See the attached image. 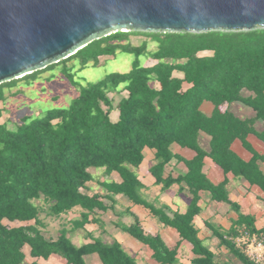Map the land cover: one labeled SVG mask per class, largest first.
<instances>
[{
  "label": "trees",
  "instance_id": "trees-1",
  "mask_svg": "<svg viewBox=\"0 0 264 264\" xmlns=\"http://www.w3.org/2000/svg\"><path fill=\"white\" fill-rule=\"evenodd\" d=\"M134 34L150 37L158 48L149 50L147 41L133 44L130 38ZM120 51L136 56L130 71L113 72L87 85L75 80L86 67L99 65L102 57L112 58ZM144 54L154 63L142 65L140 57ZM58 66L81 86L68 107L52 109L37 118L25 116L16 129L0 122V264H26V245L32 258L48 259L58 254L67 259V264H87L85 256L97 252L104 264H136L118 241L96 239L77 246L65 230L58 239L44 232L43 213L59 217L81 206L86 210L80 222L84 227L91 213L110 207L99 194L90 196L84 191L94 179L92 169L98 168L122 177L121 182L104 183L110 195L107 198L114 201L122 194L145 204L194 245V253L200 256L194 259L196 264H215V254L200 239L194 225L201 210L200 191H210L213 199L229 202L239 211L240 207L230 200L227 181L215 185L203 172L205 157H212L226 172L245 177L264 190L259 163L264 162V155L255 152L246 162L231 148L236 138L245 142L249 133L264 140V129L255 126L257 120L264 122V28L112 32L66 59L0 83V103L8 98L7 89L25 79L35 81L40 73ZM244 90L252 94L244 95ZM205 101L215 105L210 115L201 109ZM235 102L252 107L257 116L241 118L230 108L222 111V106ZM114 110L119 111L117 120L112 118ZM2 111L0 107V118ZM203 133L211 137L210 151L201 144ZM173 143L192 148L197 155L185 161L189 167L186 175L162 179L166 165L176 157L171 150ZM147 146L157 150L152 172L159 183L164 187L175 182L188 185L193 199L186 213L170 217L143 198L145 185L135 169L142 164ZM5 219L35 223L9 227ZM239 225L257 232L251 216L240 213ZM122 228L149 244L161 264H179L177 248L171 249L160 235L146 234L138 217ZM231 234L237 237L239 233L234 228ZM221 238L244 264H258L233 240L224 235ZM30 264L40 263L34 260Z\"/></svg>",
  "mask_w": 264,
  "mask_h": 264
},
{
  "label": "crops",
  "instance_id": "crops-1",
  "mask_svg": "<svg viewBox=\"0 0 264 264\" xmlns=\"http://www.w3.org/2000/svg\"><path fill=\"white\" fill-rule=\"evenodd\" d=\"M176 75L181 76L182 74L176 73ZM244 91V95L252 94L248 90ZM227 108H230L232 112L241 118L254 119L257 116V112L243 102H235L231 105L225 104L222 106V111H225ZM201 109L210 115L213 113L215 105L210 101H205ZM112 114L116 116L114 118L117 120L119 111L114 110ZM255 126L257 129L263 130L264 122L257 120ZM210 141L211 137L203 133L201 144L208 151H210ZM231 148L241 159L248 162L251 161L255 152L264 155V140L255 133H249L245 142L240 138H236ZM171 150L176 157L166 165L162 179L186 175L189 167L185 161L192 160L197 155V152L192 148L183 147L178 143H173ZM156 153V149L148 146L145 147L144 160L135 169L139 179L145 185V188L142 190V196L158 209H164L170 217H174L175 213H186L192 202L193 195L185 183L175 182L170 187H164L163 183L157 181V177L152 172V167L157 163ZM178 157H181L183 160H179ZM259 163L261 170L264 172V162L259 161ZM92 172L94 179L87 183L84 191L90 196L99 194L101 196L100 200L103 203L109 204L110 207L107 210H98L91 213L84 227H80V222L86 210L81 206H77L59 217L50 216L58 219L60 226H62L58 230V236H49L50 238L58 239L62 231L65 230L67 236L77 246L93 243L96 239H101L105 243L118 241L122 244L124 250L135 260L136 264H161L155 258V252L149 244L137 239L122 228L123 225L133 224L135 217H138L146 234L152 236L160 235L171 249L177 248L179 264H196L194 259L200 256L194 253V245L189 240L184 239L177 228L163 222L160 216L155 214L151 208L145 204L133 202L122 194L117 195L114 201L107 198L109 192L105 189L104 183L121 182L122 177L118 172L106 174L104 168L92 169ZM203 172L215 185L227 181L229 198L239 205L240 211L229 202L213 199L210 191H200L199 205L201 210L194 218V225L198 230L199 237L215 254V264H228L229 261L235 264H244L222 242L221 235L234 241L236 236L231 234V231L234 228L237 230L243 227L246 228V225H239L240 213L254 218L257 232L253 234L264 235L262 231L264 228V190L258 184H252L245 177L237 176L232 171L226 172L210 156H206L204 159ZM111 205H115V207ZM42 218L46 225L43 228L48 232L47 215L45 214ZM16 222L26 225L32 221ZM25 247L29 248L30 254V246L26 245ZM34 259L40 264H46L45 262L50 260L53 261V264H67V259L58 254H53L48 259ZM85 259L87 264H104L97 252L86 255Z\"/></svg>",
  "mask_w": 264,
  "mask_h": 264
},
{
  "label": "water",
  "instance_id": "water-1",
  "mask_svg": "<svg viewBox=\"0 0 264 264\" xmlns=\"http://www.w3.org/2000/svg\"><path fill=\"white\" fill-rule=\"evenodd\" d=\"M264 28V0H0V83L116 31Z\"/></svg>",
  "mask_w": 264,
  "mask_h": 264
},
{
  "label": "rangeland",
  "instance_id": "rangeland-1",
  "mask_svg": "<svg viewBox=\"0 0 264 264\" xmlns=\"http://www.w3.org/2000/svg\"><path fill=\"white\" fill-rule=\"evenodd\" d=\"M130 40L135 45H141L144 41H147L149 43V50H156L158 48V44L144 34H134ZM206 53L211 54L212 52ZM135 57L134 54L124 51L118 52L112 58L102 57L99 65L86 67L77 73L75 80L82 85H87L90 82H97L113 72H128L133 67ZM150 58L148 54L142 55L140 57L142 65L154 63ZM80 88V84L75 83L71 77H67L62 66L40 73L35 81H32L31 78L25 79L11 88V90H6L9 96L0 103V107L3 109L0 122H6L10 129H16L25 116L37 118L45 115L52 109L68 107L80 92ZM115 99H118V97L116 96ZM114 117L116 118L112 114V118L115 120ZM38 202L42 203V201ZM45 214L43 213L42 216ZM46 222L47 227L49 226L48 232L44 230L47 236H58V230L62 227L60 226V221L47 216ZM31 223H35V221L33 220ZM4 224L9 227L22 225L18 222H11L8 219L4 220ZM24 249L28 255L26 264H30L35 259L30 256L29 248L25 247ZM52 262L50 260L45 263L53 264ZM228 264L235 263L229 261Z\"/></svg>",
  "mask_w": 264,
  "mask_h": 264
},
{
  "label": "built area",
  "instance_id": "built-area-1",
  "mask_svg": "<svg viewBox=\"0 0 264 264\" xmlns=\"http://www.w3.org/2000/svg\"><path fill=\"white\" fill-rule=\"evenodd\" d=\"M239 234L235 237L236 246L252 261L264 264V235H255L247 228H239Z\"/></svg>",
  "mask_w": 264,
  "mask_h": 264
}]
</instances>
